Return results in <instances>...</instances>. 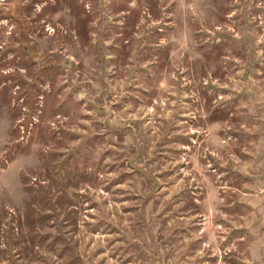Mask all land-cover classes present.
I'll use <instances>...</instances> for the list:
<instances>
[{
    "label": "rangeland",
    "instance_id": "374dc122",
    "mask_svg": "<svg viewBox=\"0 0 264 264\" xmlns=\"http://www.w3.org/2000/svg\"><path fill=\"white\" fill-rule=\"evenodd\" d=\"M0 264H264V0H0Z\"/></svg>",
    "mask_w": 264,
    "mask_h": 264
}]
</instances>
